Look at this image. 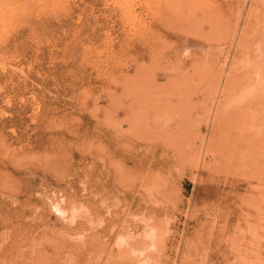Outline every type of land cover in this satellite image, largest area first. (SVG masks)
Listing matches in <instances>:
<instances>
[{
    "label": "rangeland",
    "instance_id": "1",
    "mask_svg": "<svg viewBox=\"0 0 264 264\" xmlns=\"http://www.w3.org/2000/svg\"><path fill=\"white\" fill-rule=\"evenodd\" d=\"M263 7L0 0V264H264Z\"/></svg>",
    "mask_w": 264,
    "mask_h": 264
},
{
    "label": "bare ground",
    "instance_id": "2",
    "mask_svg": "<svg viewBox=\"0 0 264 264\" xmlns=\"http://www.w3.org/2000/svg\"><path fill=\"white\" fill-rule=\"evenodd\" d=\"M262 1V0H261ZM255 3V2H254ZM253 3V4H254ZM262 3V2H261ZM257 8V7H256ZM262 8V7H261ZM264 8V7H263ZM260 9V8H259ZM256 11V10H255ZM257 12V11H256ZM255 12V13H256ZM261 14V13H260ZM259 14V15H260ZM258 14L256 15V16H259ZM262 15V14H261ZM260 17V16H259ZM256 18V17H255ZM258 18V17H257ZM261 21V20H260ZM264 22V21H263ZM246 23H248V22H246ZM251 23H248L247 25H246V28H245V32H244V34L245 35H248V31L250 32L251 30L249 29L248 30V27H249V25H250ZM263 26V25H262ZM260 27V26H259ZM256 29V28H255ZM263 29V28H262ZM259 30V29H258ZM256 31V30H255ZM259 32V31H258ZM257 32V33H258ZM263 33V32H262ZM243 34V35H244ZM251 34V33H250ZM249 34V35H250ZM255 34H256V32H255ZM242 35V36H243ZM245 35H244V37H245ZM253 35V34H252ZM251 37V36H250ZM243 38V37H242ZM263 38H264V36H263ZM262 38V39H263ZM248 39H249V37H248ZM262 39H261V42H262ZM244 40V39H243ZM250 40V39H249ZM254 40V39H253ZM264 41V40H263ZM250 45H252V44H250ZM263 45V44H262ZM261 45V46H262ZM249 46V45H248ZM264 46V45H263ZM262 46V47H263ZM244 47V46H243ZM255 48V47H254ZM264 48V47H263ZM245 50H246V48H244ZM249 49V48H248ZM253 50H255V49H253ZM248 52H250V49L249 50H247ZM255 52H256V50H255ZM246 54V53H245ZM258 55V54H257ZM246 56V55H245ZM262 59V61H259V64H260V66L258 65V69H256V70H253V74H251V71H250V73H248L249 75H246V77L244 78V80H243V82H241V83H239V85H241L242 87H243V89H242V91L240 92V94H239V96L237 97V98H240L241 100H243L244 102L246 101V100H248L249 101V99H253V100H257L258 99V97H260V96H263V94H264V68L262 69L261 67H262V62H263V57L261 58ZM258 60H260V59H258ZM257 60V61H258ZM254 61V60H253ZM256 63V62H255ZM247 72H249V71H247ZM239 73V72H238ZM235 74H237V73H235ZM234 75V74H233ZM220 80V79H219ZM240 80V79H239ZM239 80L238 81H235V79L234 78H231V77H229V80H228V82H229V84H228V86L226 87V88H228V90H226V89H224L225 91H227V93L229 92V87H232V86H234V87H237L235 84L236 83H238L239 82ZM228 82H226V83H228ZM218 84H216V86H217ZM223 86V85H222ZM223 88V87H222ZM233 88V87H232ZM240 88V87H239ZM213 90V89H212ZM233 90V89H232ZM222 91V90H221ZM231 91V90H230ZM213 92L214 91H212V94H213ZM220 92V91H219ZM222 92H224V91H222ZM221 92V93H222ZM237 92V91H236ZM239 93V92H238ZM238 93H236V94H238ZM233 96H235V94L233 95ZM237 96V95H236ZM229 97V96H228ZM231 97V96H230ZM233 98V97H232ZM224 99H226V98H224ZM234 100H235V97L233 98ZM227 100V99H226ZM234 100H232V101H234ZM238 100V99H237ZM239 101V102H242V101ZM259 100H260V98H259ZM222 102V101H221ZM227 102V101H226ZM226 102H225V104H226ZM238 102V101H237ZM251 102V101H250ZM257 102H258V100H257ZM218 103V102H217ZM229 103H231V102H229ZM229 103H228V106H229ZM248 104H250V103H248ZM256 104V103H255ZM261 104V103H260ZM222 105V104H221ZM244 105V104H243ZM262 105V104H261ZM238 107V106H237ZM242 107V106H241ZM208 108V107H207ZM224 108V107H223ZM233 108V107H232ZM227 109V108H226ZM241 109H243V108H241ZM248 110V109H247ZM261 110V109H260ZM219 114V113H218ZM238 114V113H237ZM220 115V114H219ZM253 115V114H252ZM222 116V115H221ZM224 116V115H223ZM222 116V117H223ZM218 120V119H217ZM249 122V121H248ZM247 122V123H248ZM248 127V126H247ZM251 130V129H250ZM249 130V131H250ZM237 133H238V131H236ZM248 131H246V133H247ZM256 132H258V130L256 131ZM255 133V132H254ZM248 134V133H247ZM246 134V135H247ZM257 134V133H256ZM254 135V134H253ZM263 135V134H262ZM255 136V135H254ZM237 137V136H236ZM262 138V137H261ZM234 139V138H233ZM248 138H246V139H244V141H246ZM257 139V138H256ZM256 139H254V140H256ZM243 141V140H242ZM243 141V142H244ZM249 141H250V139H249ZM255 142V141H254ZM254 142H252V143H254ZM247 143V142H246ZM215 144V143H214ZM233 144V143H232ZM249 143H247V145H248ZM262 145H264V144H262ZM252 146V145H251ZM261 146V145H260ZM232 147H234V145L232 146ZM249 148H250V146H249ZM237 149H238V146H237ZM241 149V148H240ZM207 150V149H206ZM209 150V149H208ZM190 151V150H189ZM204 151V150H203ZM210 151H211V149H210ZM209 152V151H208ZM208 152H207V155H208ZM217 152V151H216ZM189 153V152H188ZM236 153V152H235ZM242 153V152H241ZM204 154H206V153H204ZM201 157H202V153H201ZM208 156H205V158H207ZM210 157V156H209ZM211 157H214V156H211ZM199 158V157H198ZM195 159V158H194ZM193 159V160H194ZM204 158H202V160H203ZM200 160V159H199ZM206 160V159H205ZM215 161V160H214ZM201 162V161H200ZM211 162V161H210ZM199 162L197 161V164H198ZM202 164V163H201ZM208 164V163H207ZM193 165H195V162H194V164ZM210 165H211V163H210ZM209 165V166H210ZM202 166H203V164H202ZM195 167V166H194ZM197 168V167H196ZM55 208H56V210L59 212L58 214H61V213H63L64 211H63V208H62V206H59V205H55L54 206Z\"/></svg>",
    "mask_w": 264,
    "mask_h": 264
}]
</instances>
